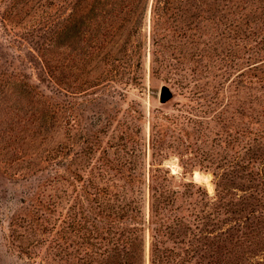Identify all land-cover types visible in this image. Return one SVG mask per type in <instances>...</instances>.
I'll return each instance as SVG.
<instances>
[{
	"label": "rangeland",
	"instance_id": "obj_1",
	"mask_svg": "<svg viewBox=\"0 0 264 264\" xmlns=\"http://www.w3.org/2000/svg\"><path fill=\"white\" fill-rule=\"evenodd\" d=\"M152 2L0 0V264H264V0Z\"/></svg>",
	"mask_w": 264,
	"mask_h": 264
},
{
	"label": "trees",
	"instance_id": "obj_2",
	"mask_svg": "<svg viewBox=\"0 0 264 264\" xmlns=\"http://www.w3.org/2000/svg\"><path fill=\"white\" fill-rule=\"evenodd\" d=\"M143 0H71V28L75 38L84 37L91 30H97L117 18L118 12L126 9L128 16H139L137 10ZM183 0H153L152 15L158 19H170L180 12ZM148 2V0H147ZM126 16V15H125ZM129 20V18H128ZM104 26V29L105 27ZM92 32H90L91 34Z\"/></svg>",
	"mask_w": 264,
	"mask_h": 264
},
{
	"label": "water",
	"instance_id": "obj_3",
	"mask_svg": "<svg viewBox=\"0 0 264 264\" xmlns=\"http://www.w3.org/2000/svg\"><path fill=\"white\" fill-rule=\"evenodd\" d=\"M171 97L170 91L167 87H163L160 91L159 100L161 103L167 102Z\"/></svg>",
	"mask_w": 264,
	"mask_h": 264
}]
</instances>
